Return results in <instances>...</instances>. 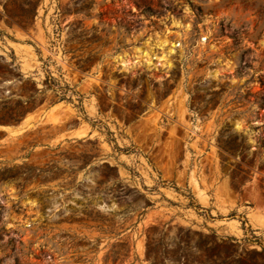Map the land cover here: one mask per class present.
<instances>
[{"label":"rangeland","instance_id":"374dc122","mask_svg":"<svg viewBox=\"0 0 264 264\" xmlns=\"http://www.w3.org/2000/svg\"><path fill=\"white\" fill-rule=\"evenodd\" d=\"M15 260L264 264V0H0Z\"/></svg>","mask_w":264,"mask_h":264},{"label":"trees","instance_id":"16d2710c","mask_svg":"<svg viewBox=\"0 0 264 264\" xmlns=\"http://www.w3.org/2000/svg\"><path fill=\"white\" fill-rule=\"evenodd\" d=\"M37 2H33L31 4V7H30V10H29V16L31 18V20L36 16V13H37ZM45 84H46V89H49L51 90L55 96L57 97V102H60V101H66L68 103H72L71 101V96L72 94H75L76 96H78L79 98L77 99L78 101V105L74 106V107H77V108H81V96L78 95L77 93H74L67 85L65 86H60L55 80L53 79H49L48 83H46L45 81ZM19 119H16L15 122H18ZM105 167L108 169V171L110 172H114L116 173V169L115 167H111L109 166L108 164H104ZM33 172H35L36 169H32ZM40 172V170H38ZM38 174H36L35 176H37ZM114 179L116 180L117 179V174L114 175ZM10 243H12V241H10ZM19 246H21V242H18ZM14 248V245L11 244V249ZM15 264H18L17 263V260H15Z\"/></svg>","mask_w":264,"mask_h":264}]
</instances>
